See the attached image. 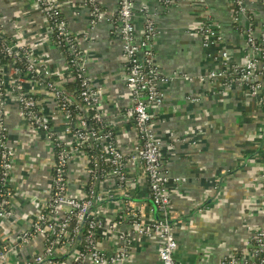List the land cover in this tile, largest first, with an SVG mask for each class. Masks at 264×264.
<instances>
[{
  "label": "built area",
  "instance_id": "1",
  "mask_svg": "<svg viewBox=\"0 0 264 264\" xmlns=\"http://www.w3.org/2000/svg\"><path fill=\"white\" fill-rule=\"evenodd\" d=\"M33 1L44 15L51 37L55 36L52 44L64 67L50 70L35 59L31 49L7 42L0 26V227L6 221L15 224L18 194L16 152L5 115L7 93L16 95L19 119L30 132L31 140L23 144L39 139L49 169L45 198L37 195L30 200L37 211L0 239V264H127L134 236L156 241L160 264H179L178 242L168 214L171 195L185 180L173 178L165 165L164 143L153 127L152 109L164 104L161 86L178 79L201 84L223 81V90L235 85L264 107V32L251 24L241 27V19L253 10L247 4H264V0H228L244 41L246 57L241 61L231 56L217 25L207 22L190 33L200 37L207 57L222 65L221 70L196 78L163 75L152 44L157 36L155 22L148 18L142 38L137 35L134 0H119L112 17L103 13L100 0H84L92 27L110 21L122 42L125 88L132 98L123 116L134 121L137 143L130 155L116 140L113 123L103 116V90L94 86L89 75L88 51L74 37L57 0ZM162 3L175 5L174 0ZM5 61L12 66L11 79L3 75ZM189 100L199 102L201 96ZM134 166L150 190L153 211L148 218L140 209L131 208L130 198L124 194L136 181L131 178ZM25 169L19 160V171L26 175L29 171ZM29 194L20 179L19 202ZM156 214L162 218L155 219ZM105 235L119 243L116 250L103 247ZM222 264H264V226L255 230L247 253Z\"/></svg>",
  "mask_w": 264,
  "mask_h": 264
},
{
  "label": "crops",
  "instance_id": "2",
  "mask_svg": "<svg viewBox=\"0 0 264 264\" xmlns=\"http://www.w3.org/2000/svg\"><path fill=\"white\" fill-rule=\"evenodd\" d=\"M174 1L175 5L170 6L162 0H134L137 35L142 38L148 18L155 22L157 36L152 44L163 75L196 78L221 70L219 61L207 57L200 37L190 35L207 22L222 31L234 60L246 57L228 0ZM57 2L74 37L88 51L89 75L94 86L103 90L104 118L113 123L116 140L125 154H134V121L123 116L132 98L125 88L121 39L110 21L92 27L90 9L84 0ZM251 4L247 5L253 8L252 13L241 19V27L251 24L264 32V4ZM100 5L103 13L112 17L119 0H100ZM0 26L7 42L31 49L35 59L50 70L64 67L52 44L46 19L33 0H0ZM3 75L11 79L10 64L4 65ZM224 83L175 80L161 86L164 104L152 109L153 127L164 143L165 165L173 178L185 180L172 193L168 214L178 242L179 264H222L226 259L240 257L250 250L255 230L264 226V107L235 85L223 90ZM198 96L199 102L189 100ZM5 115L10 144L16 152L14 179L18 194L15 224L6 221L0 227L3 240L19 228L24 217L37 211L30 200L37 195L44 199L49 182L43 143L37 139L24 145L31 140L30 132L19 119L17 97L10 92L6 94ZM55 124L60 128L58 121ZM19 160L29 171L26 175L19 171ZM131 178L136 181L124 194L130 198V207L140 209L148 218L153 205L138 166L132 168ZM20 179L30 194L19 202ZM111 240L105 235L102 244L114 251L119 243L112 237ZM132 241V258L127 264H160L159 245L154 239L134 236Z\"/></svg>",
  "mask_w": 264,
  "mask_h": 264
},
{
  "label": "trees",
  "instance_id": "3",
  "mask_svg": "<svg viewBox=\"0 0 264 264\" xmlns=\"http://www.w3.org/2000/svg\"><path fill=\"white\" fill-rule=\"evenodd\" d=\"M257 22V21H256ZM55 40V36L53 35V37H52V41H54ZM217 51V50H216ZM216 51H213V53L214 52H216ZM6 63H8L9 64V62L8 61H5ZM159 215V217H161L162 218V216L160 215V214H158Z\"/></svg>",
  "mask_w": 264,
  "mask_h": 264
},
{
  "label": "water",
  "instance_id": "4",
  "mask_svg": "<svg viewBox=\"0 0 264 264\" xmlns=\"http://www.w3.org/2000/svg\"><path fill=\"white\" fill-rule=\"evenodd\" d=\"M155 219L160 220V217L158 216V214L155 215Z\"/></svg>",
  "mask_w": 264,
  "mask_h": 264
}]
</instances>
